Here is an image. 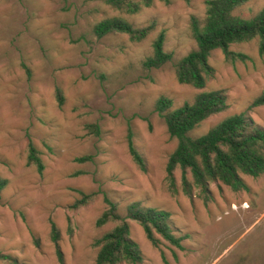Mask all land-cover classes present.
<instances>
[{"label":"rangeland","instance_id":"1","mask_svg":"<svg viewBox=\"0 0 264 264\" xmlns=\"http://www.w3.org/2000/svg\"><path fill=\"white\" fill-rule=\"evenodd\" d=\"M263 4L249 0L235 12L250 17ZM204 11V0H153L134 14L101 0H0V176L7 179L0 192V254L16 264H94L92 242L113 225H95L108 195L122 214L131 202L166 210L176 234H187L183 248L163 239L155 247L128 220L142 264H264V173L241 174L247 189L218 182L209 184L208 194L194 186L187 195L177 168L176 193L167 186L166 163L176 140L154 109L160 95L174 108L200 91H226L228 108L203 120L193 136L241 111L264 124V106L249 108L264 88V56L256 39L230 45L248 56L244 62H227L221 49H213L208 62L214 75L203 88L176 80L174 62L196 48L190 17L202 19ZM112 15L135 26L155 20L156 26L138 42L125 34L97 38L93 24ZM162 30L163 49L172 59L144 69L142 61ZM89 124L97 125L98 134ZM27 135L39 151L42 172L27 164ZM130 141L145 171L133 161ZM79 190L94 197L72 208ZM51 222L59 231L62 262ZM0 264L14 263L0 258Z\"/></svg>","mask_w":264,"mask_h":264},{"label":"trees","instance_id":"2","mask_svg":"<svg viewBox=\"0 0 264 264\" xmlns=\"http://www.w3.org/2000/svg\"><path fill=\"white\" fill-rule=\"evenodd\" d=\"M110 8L127 14H134L141 7H148L153 0H101ZM169 4L171 0H161ZM186 2L188 0H185ZM249 0H204L205 11L202 19L190 17V32L196 42V48L174 62V74L181 84L201 89L213 77L214 69L208 58L213 49H221L227 62H244L248 56L236 52L229 47L233 43L257 40V51L264 56V4L250 17L236 13V9ZM156 26L151 20L141 26H135L120 15L104 17L92 26L97 38L107 34H125L133 42L143 40ZM165 32L158 33L152 43V54L142 61L144 69L158 68L172 59V54L163 49ZM57 96L59 104L62 95L59 88ZM172 100L160 95L154 103V109L164 118L168 133L176 140V146L170 153L166 163L167 186L171 193H176L177 186L174 171L181 170L182 191L190 195L195 186L205 194L209 192L210 183L221 182L232 190L247 189L241 174L258 177L264 173V124H258L241 111L224 117L205 133L193 136L192 130L211 115L228 108L227 94L224 89L200 91L191 101L171 108ZM264 106V88L251 101L249 108ZM98 134L96 124L87 126ZM129 152L138 167L145 171L143 156L129 142ZM83 160L84 157L76 158ZM27 164L34 165L42 172L44 164L39 151L27 135ZM190 173L191 180L187 178ZM7 179L0 176V192L6 186ZM80 196L70 205L79 208L93 199L94 193L78 191ZM105 208L95 220L101 227L113 223L111 228L94 238L92 245L97 248L94 264H142V254L137 243L130 237L129 222H137L143 229L146 238L157 247L161 239L177 248H183L182 241L187 234L178 235L170 222V213L166 210L145 207L140 202H131L126 206L125 213L118 210L115 201L103 195ZM50 237L55 243V251L60 262L62 252L57 243L59 231L51 222ZM0 258H8L5 254Z\"/></svg>","mask_w":264,"mask_h":264}]
</instances>
